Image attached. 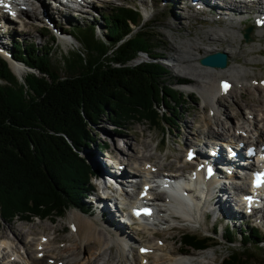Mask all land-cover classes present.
I'll return each instance as SVG.
<instances>
[{
	"label": "trees",
	"instance_id": "16d2710c",
	"mask_svg": "<svg viewBox=\"0 0 264 264\" xmlns=\"http://www.w3.org/2000/svg\"><path fill=\"white\" fill-rule=\"evenodd\" d=\"M140 18L122 5L101 14L105 42L95 38L93 24L77 25L82 51L63 60V74L51 63L52 45L12 43L13 59L30 68L21 81L0 57V222L56 219L70 208H85L94 171L82 150L94 145L93 126L103 117L114 128L144 120L163 129L190 105V97L169 83L173 79L150 30L154 22L141 26ZM140 54L149 61L133 65ZM236 234L240 248L231 249L221 264L257 260L248 244L262 238L259 230L228 228V245L238 241ZM211 243L213 235L181 236L185 251Z\"/></svg>",
	"mask_w": 264,
	"mask_h": 264
},
{
	"label": "rangeland",
	"instance_id": "374dc122",
	"mask_svg": "<svg viewBox=\"0 0 264 264\" xmlns=\"http://www.w3.org/2000/svg\"><path fill=\"white\" fill-rule=\"evenodd\" d=\"M162 4L161 0H93L91 1L89 7L80 8L82 12H80L79 10L73 14L60 13V15H57L51 11L49 12L48 17H44L42 9L40 11L38 10V12L33 11L35 10L33 8L37 6L38 9H40L39 5L35 4L36 6L34 7L30 5L25 6V8L28 9L31 13L28 12L27 14L24 11L22 17L20 16V19L11 20L15 23L13 22V25H10L9 28H2V24H0V45H3V39H5L4 45L8 43V47H11L12 43L17 42V40L20 41L17 43L21 45L26 44L27 42L28 44L33 43L36 44V46L40 49L42 47H49L50 45H52L53 50L51 53V63L55 68H61V74H63V60L70 57L75 52L82 51V47L80 41H77L76 36L71 37L70 41L59 39L57 37L59 30L55 29L56 23H59V25L63 26L67 31H70L71 33L73 32L74 34V29L77 25L80 24L84 26L94 24L96 30L95 38L102 40L103 35H105L106 32L103 29V24H101V14L111 15L113 13V10L118 6L122 5L131 7L135 11L140 12L142 14L141 26H144L149 22H154V24H152L153 27L150 28V30H152L157 36L155 39L158 48L156 50V53L158 54V56H161L160 62L163 63V65L167 66L166 68H168L170 72L169 78L173 79L169 80V83H173V87L175 89L190 97V105L181 108L180 113L177 116L176 124H174L172 127H165L162 125L163 129L159 128L156 123L153 124L144 120L128 121L124 125L119 124V128H114L113 125L109 122V119L107 117H103L95 126H93V130L95 132L93 136L95 140L94 145H90L88 148H84L82 150V155L85 156L88 161H90L93 170L94 168L95 170H97V168L99 170L108 168L107 170H109L111 169V167H108L107 161L114 158L118 161L117 164H119L121 163L119 162V157L123 161H126V158H128V161L130 160L129 163H132L133 165H136L137 161L138 163L143 164V160L148 159L151 162L161 163V166H168L166 168H171V166L172 168L177 167V170L181 171L182 173H186V171L191 169L190 167L188 168L187 166V170L184 169L183 171L179 169L185 163L184 159L187 151L186 144L187 146H192V144H194L195 142H198L199 144L202 142H210V139L204 138L203 135L199 134V131H202L204 132V134L211 137L214 134L210 135V133L213 132V129L218 130L219 125L224 124L230 127L233 124H237L238 122L242 124L244 122L249 123L248 120L253 121L254 118L258 119L259 126L262 125L261 116L257 113H248L250 110L248 109L249 106H246V104H259V106H256L257 111H262V113H264V105L260 104V101H263L264 103V87L263 85H261L263 89L260 88L259 86H257L259 85L258 82L252 79V77L264 76V69H261V67L264 65V49L261 50L260 53L256 50L251 51V49L246 45L251 44L252 41L248 44H245L243 38V40H241L239 44L235 42L230 48L228 42L231 40L230 36L227 35L228 33L224 32L226 28H229L228 25L230 24L231 20H235V22L240 25L239 28L244 31V29L248 28L249 26L254 27L251 17H253L255 21H257V17L252 15H244L241 18L231 19L225 16L224 18H218L215 16L210 17L208 15H199L202 13L198 9L191 8L190 6L189 7L193 11L189 9L188 5L190 4L187 2V0H172L169 3H165L164 6H162ZM194 11L199 14H196ZM213 18H216L217 20H212ZM43 20H54V23L49 24L44 22ZM226 20H229V22ZM16 21L18 22L16 23ZM26 22L30 23L29 25H27V28L24 26V23ZM261 30L262 29L259 30L254 28L251 35H256V33ZM262 31L264 33V29ZM46 32H48L50 35L46 34ZM209 35H211L212 38H210ZM49 36H53V40ZM219 36L222 38V41L213 39ZM255 41L257 44L262 42L261 44L264 45V36H260L258 39H255ZM195 43H200L198 44V46L201 48L216 49L210 53L225 51L233 52V55L231 57L229 56V64L238 65L247 71V79L242 78L239 74H231L230 76H227L225 74L216 72L217 75L215 77H213L214 74H211L210 72H205L203 74L206 76L205 78L207 81H209V79L215 78V85H217L216 80L220 77L224 80H233L232 88L228 90L225 95L219 97L218 105L220 104L219 107L221 109V112L219 114H216V118H213V115L211 116L210 110H212V108L208 103L205 102L204 95L201 92V87L203 84L199 83V78L197 77L196 70L193 68L194 63L181 64L180 62H177V58L179 56H189L179 54L180 51L187 54H191L194 52L201 57L205 56L203 55L204 50H194L196 47ZM81 56L85 58V52L82 53ZM146 61H149V59L145 55L140 54V56H138V58H136V60H134L132 64L136 65L138 63ZM27 71L28 70L25 69L21 73V75H19L15 71L14 72L19 75L18 78L21 81ZM177 78H185L186 80L191 81L188 83L190 85L182 87L180 84L179 86L176 82ZM239 105L244 107H240ZM205 120L207 122L210 121V123H207V126L208 128L212 129L211 132H208L206 130ZM216 121H218V125ZM223 121H225V123ZM220 131L221 128H219V132ZM123 152L124 155H122ZM146 155H151V157L148 158ZM143 156L145 157V159L142 160ZM94 160L96 163L92 162ZM117 164L114 168L115 170L112 169V171H116V173L118 174L120 169L116 168L118 166ZM123 165L125 166V164ZM161 166H159V168ZM125 168L126 170L124 169V172L128 175V171L131 172L134 170V167L130 166L129 164L126 165ZM164 169L165 167L162 168V170ZM154 170L158 171V168H155ZM133 179H135V176H132L129 180ZM97 182L98 181L96 179L92 178L93 184H97ZM99 185L103 184L99 183ZM116 196L118 197V206L119 210H121V218L123 219L122 212L123 210H125L126 203L130 202L132 199L122 195L121 193H117ZM92 197L93 196L88 197L85 200L84 204V206L87 208L86 211H92L90 214L85 213L78 208H71L63 217L56 219L53 217L54 220L52 221H50L49 219H34L30 222L24 220H14L10 222L1 221L0 242L2 243L6 241V239H11L12 241H14L16 243L15 246H18V248H14H16L17 250L19 249L20 253L18 255L21 258L25 256V249L37 253L36 243L39 239L42 238V236H45L44 238H49L52 242L50 247V256H58L61 258L62 255L68 254V250H72L74 248L78 249L76 248L78 245L76 241L78 239V235L75 231L73 232L69 229V223L71 222L72 217L80 218L83 223L90 219L93 223L98 224V227L101 231L97 230V228H95V225H93L95 228L93 229L94 234L96 235L98 233L97 231H99L102 233L101 238H103L104 240H108V236L106 235L108 234L107 231L110 230V228L101 218L97 219V213L93 205L94 199ZM107 203L110 206L111 202L109 201ZM203 208L204 209L199 210L200 223L196 224L194 222L192 223V225H187L182 229L176 228L175 230H172V228L175 227L174 225L183 226L182 222L172 220H168L170 225L169 227L163 230L161 227H159V229L156 230L157 234L156 232H153L152 234V231L150 230H148V232H146L147 230H145L144 232H142L143 230L137 231V229L123 224L125 225L124 231L126 232V237L130 236V238L133 239L131 240V246L127 247L130 255L129 261L125 263L145 264L146 262H149V264H153L151 262L156 255L155 251L151 250L147 255H142L138 251V248H140L138 247L139 245H145L148 242H150L149 244H153L154 246L158 247L168 245L170 253L168 252L164 255H171V252L172 254H178V251L180 250L179 247H181V245L179 241L182 232H191L201 236L210 235L216 215L213 211H211L209 215L204 218V210L208 208ZM164 214L165 213L159 214V216L161 215V217L166 218ZM240 216L242 219L236 218V220H239L236 222L234 219L226 217L225 219L221 220L220 227H217L218 229L216 232V236H213L217 245L213 246L210 249L204 250L208 253L201 256L200 254L204 253L203 251L190 250L189 255L184 254L182 257H184L185 260L191 264H220L223 257L227 256L230 253L229 251L231 249H239V240L233 245H227L225 243L222 226H225V223L227 221V225L229 224L236 232L238 231V229H247L251 231V228L254 226L257 227L264 235V224H257L255 220L256 218H252L250 220L242 217V212ZM100 221L104 222L105 225L101 224ZM114 225L115 227L120 226L119 222L117 221ZM162 227H166V225ZM112 228L114 229L113 226ZM16 229L20 230L24 243H21L20 240L15 237L14 233L16 232ZM140 232L141 234L138 235V233ZM237 237L239 239L240 235L237 234ZM166 239L169 241L168 244L166 243ZM159 241H161L162 243H158ZM1 243L0 254L2 252ZM10 244H12V242ZM149 244L146 246H149ZM172 246L174 248V251H171ZM87 247L89 248V246ZM248 247L251 251H253L254 256L257 258V260L251 262V264H263L262 257H264V242H260L258 245H255L253 243L248 244ZM98 249V247L95 249V256L107 258V264H117L118 261L116 260V254H114L115 259H110L109 256H107V254L110 255L112 253L111 246H105L102 250ZM5 251L8 252L10 256L6 258L7 261H10V259L13 257L17 258V255H10L12 253L11 247H9L8 249L6 248ZM114 252H118V247L114 248ZM198 254L200 256H194ZM81 255L82 257L87 258V260H90L92 263L97 259V257H93L90 255L88 249L81 250ZM167 257L168 256H162V259L156 258L155 264H159V262L163 261H169ZM133 259H136L137 262H135ZM10 263H12V261ZM100 263L105 264V261H101L98 263L96 262L95 264Z\"/></svg>",
	"mask_w": 264,
	"mask_h": 264
},
{
	"label": "bare ground",
	"instance_id": "6f19581e",
	"mask_svg": "<svg viewBox=\"0 0 264 264\" xmlns=\"http://www.w3.org/2000/svg\"><path fill=\"white\" fill-rule=\"evenodd\" d=\"M191 0H187V2L190 4L189 6L191 8H195L198 9L201 13H208L211 16H215L218 18H224L228 17L231 19H236V18H241L244 15H252V16H256L257 17V21H264V3H260V4H254V5H250V7L247 6V3L244 4H240V3H236V2H232L229 0H193L192 2H190ZM219 1V2H217ZM43 7L38 9V6L33 8L35 10L33 11H40L42 9V13L44 15V17H48L49 16V12L47 11L45 4H42ZM31 13L30 11H27V14ZM80 12H82V10H80ZM71 17V16H70ZM1 23L2 24V28H9L10 25H13V23L9 22V20H7L4 15L1 17ZM230 19V20H231ZM48 22H53V20H47ZM229 22V20H226ZM29 22L24 23V26L27 28V25H29ZM229 28H226L224 30L225 33H228L227 35L230 36V41L229 42V47L231 48L233 46V43H238L243 40L242 39V35H243V30L241 28H239V24H237V22H235V20H231L230 24L228 25ZM25 34V33H24ZM264 36L263 31H258L255 34L251 35L250 38H252V43L248 46L251 51L252 50H256L260 53L261 50L264 49V45H262L261 43H256L255 39H258L259 37ZM4 37V36H3ZM2 37V38H3ZM210 38L211 35H209ZM1 38V37H0ZM213 39H217L219 41H222V38L219 37H215ZM5 40V39H3ZM69 41V40H68ZM198 44L200 43H195L196 47L194 50L198 51L199 49L204 50V54L203 55H207L210 52H213L216 49H208V48H201L198 46ZM248 44V43H245ZM2 48V45H0V49ZM227 52V53H226ZM226 54H228L230 57L233 55V52H229V51H225ZM179 54H184V55H189L188 57H185L183 55L179 56L177 58V62H180L181 64H192L193 68L196 70L197 73V77L199 78V83L203 84L201 87V92L204 95V99L205 102L208 103L211 108H212V115L213 118H216V114H219L221 112V109L218 105L219 103V97L222 95V93L220 92V87L218 88L217 85H215L214 83V79H209V81L206 80V76L203 75L205 72H210L211 74H214L213 77H215L217 75V73L220 74H225L227 76H230L231 74L234 75H240L242 78H246L248 77V75L246 74V70H244L243 68H241L238 65H230L227 68H222V69H218V68H203L199 65L198 60L201 58L200 55L196 54V53H191V54H187L185 52L180 51ZM262 62V61H261ZM13 66V72L15 71L16 73H18L19 75H21V73L25 70L23 69L24 67L20 64H12L11 67ZM218 69V70H216ZM199 70V71H198ZM202 71V73H201ZM213 71V72H212ZM14 72V73H15ZM215 72V73H214ZM217 72V73H216ZM15 73V74H16ZM209 73V74H210ZM219 74V75H220ZM218 75V76H219ZM208 76V75H207ZM240 77V78H241ZM221 78V77H220ZM239 78V77H238ZM219 79V78H218ZM218 81V85L220 84V82L222 81V79H219ZM247 79V78H246ZM190 84H181L182 87L184 86H188ZM260 104L264 105L263 101H260ZM240 106V105H239ZM246 106H249L248 109L250 110L248 113H252V114H259L261 116V122L263 126H259L258 123V119L254 118L253 121H249L248 122H244L242 123H237V124H233L232 126H227V125H219L218 126V130H214L213 132L210 133V135L213 136H209L204 134V132L199 131L200 135H203L204 138H209L210 142L209 143H200V144H192V146H187L186 147H192L189 148L191 150H193L195 152V154L197 155L198 159H202L204 160V169L205 171L208 173L210 172V174L207 177V182L205 183L206 187L209 188V194L207 197H210V201L207 203V206H210L211 201L214 200V203H212V207H213V212L214 213H221L224 212L225 214L228 215V217L230 218H240V214L239 212H242L241 210H239V206L236 204V193L239 190V184L240 183H234V185H232L230 188H228L226 186V180L227 179H231L234 176V173H229V172H225L223 171L218 162L222 161L224 163H226V165L232 170H235V167L233 165L234 161L231 157L228 156L227 153V148L229 145H234L236 148V151L239 154V157H244V152L245 150H247L250 146L252 147H256V146H261L264 144V113L258 112L257 111V107L259 106V104H254L251 105L250 103L246 104ZM245 106V107H246ZM240 107H244V106H240ZM239 107V108H240ZM252 120V119H251ZM217 125H218V121ZM225 123V121H223ZM237 122V121H236ZM207 123H210V121H206L205 120V127L206 130L208 132H211L212 129L208 128ZM235 123V122H234ZM230 125V124H229ZM252 125V127H251ZM261 125V124H260ZM219 128H221V131L219 132ZM255 132V135H254ZM212 146V148L215 150V155H211L209 152V147ZM147 150V149H146ZM122 152V150H121ZM122 155H124V152L122 153ZM147 156V155H146ZM111 157V156H110ZM148 158L151 157L147 156ZM119 164L117 160H115L114 158L109 159L107 162L108 167L110 166L111 169L107 170L105 168H103L102 170H96L99 172L98 176H108L110 179H115L116 181V187L120 188L123 193L124 196H127L129 198L134 199V197L137 194V190L136 188H138V185H141V189L145 186L149 184V177H156L158 175H163L167 169L166 168L168 166L164 165L161 166L162 164L159 162H151L150 160L145 159V157H142V160L144 161L143 164L138 163V161L136 162V165H133L132 163H129L128 158H126V161L121 160L119 157ZM153 159V158H152ZM246 161H250L249 158L245 159ZM95 162V160L93 161ZM123 162V163H122ZM195 162V161H194ZM96 163V162H95ZM116 164L118 166H121V170L119 172V174H116L115 171H112V169L115 168ZM123 164L126 165H130L132 167H134L133 171H128V174H125L124 169L126 170L125 166L123 167ZM139 166V167H136ZM159 166H161L159 168ZM190 167L191 169L186 171L188 174L189 172L193 171V167L195 166V164L190 163L187 161V159H185V163L184 165H182L179 169L180 170H187L186 168ZM251 166V165H250ZM123 167V169H122ZM164 170H162V168H164ZM158 168V171L156 172L154 169ZM172 168V166H171ZM177 169V167H176ZM154 170V171H153ZM118 172V171H117ZM135 174L136 176H138V178H142L139 180L138 183L136 184H132V181H129L130 175ZM252 173H254V171H252ZM138 174V175H137ZM181 175H185L184 173L180 172ZM190 175V174H189ZM165 176V175H164ZM244 176L239 174L237 176V181L234 182H239L242 180ZM113 199H115L113 197V195H109L107 200H103L102 198L95 201L93 203V205L97 206L96 208V216L97 219L101 218L103 221H105V223L107 224V226H109L110 230H108V234L106 236H108V240H104L103 238H101V231L98 227V224L93 223L90 219H88V221H86L85 223H83L80 218H74L72 217L71 219V224L74 227V231L76 232V234L78 235V239L76 240L78 245L76 248L78 249H70L68 250V254L67 255H62L61 258L56 256V257H52L51 255V251H50V247H51V240L49 238H44L45 236H42L41 239H39L36 243V247H37V253L35 252H31L30 250L25 249V256L23 257H19V249L17 250L16 248H18V246H15L16 243L14 241H12L11 239H6V241L4 242H0L1 246H2V252L0 254V264H95L96 262H101V261H105L108 260L107 258H101V256H95V249L98 247V250H102L104 249L105 246H111V254L107 256H109V258H114V254L117 255V264H126L125 262L129 261V255L130 252L128 251L127 247L131 246V239L130 236L126 237V232L124 231V226L123 223L120 222V216H119V210L116 206V203L113 202L110 206L108 205V201H112ZM174 204H176L178 206L179 209L183 210L184 215L183 216H188L189 218H191L193 215L190 212L191 211V206L185 204L179 197L175 198V201H173ZM237 205V207H235ZM162 213H166L164 210H162L161 208L157 210V217L155 218L156 220H158V226L159 225H166V227H162V230L169 227V218H164L161 217V215L159 216V214ZM258 215L260 212H257ZM164 216V215H163ZM122 219V218H121ZM174 219L176 220H180L179 217H174ZM119 222L120 226L115 227V222ZM175 221V220H174ZM239 221L235 219V222ZM101 224L105 225L104 222L100 221ZM114 222V223H113ZM249 222V221H248ZM111 223V224H109ZM95 225V228H97L98 233L95 235L93 229ZM111 225V227H110ZM112 226L114 227V229L112 228ZM157 227V225H156ZM154 227V228H156ZM136 228L143 230L142 232H144L145 230H147L146 232H148V229L145 228V225L142 223H137L136 224ZM176 227H173L172 230H175ZM112 230V231H111ZM157 230V229H156ZM15 231V230H14ZM104 231V230H103ZM116 232V233H114ZM154 232V231H153ZM15 237H17L20 242L24 243L23 237L21 235L20 230L16 229V232L14 233ZM140 233H138V235H140ZM157 234V232H156ZM3 240V239H2ZM35 240V239H34ZM12 242V244H10ZM168 240L166 239V243L168 244ZM149 243H147L146 245H148ZM175 244V243H173ZM22 245V244H21ZM144 245L146 248H148L149 250H154V251H158L157 258H161L162 256H168V260L169 261H163V262H159V264H191L189 262H187L185 260L184 257H179L178 254H172L171 255H164L165 253L169 252V246H163V247H158V246H154L153 244H149V246ZM89 246V248L87 247ZM11 247L12 249V253L10 255H17V258H12V263H8V262H4V260L9 256V253L5 251V249ZM16 247V248H14ZM118 247V252L115 253L114 252V248ZM141 247V246H138ZM36 249V248H35ZM89 250V253L91 256L93 257H97L95 262H91L90 260H87V258L82 257L81 255V250ZM173 246L171 251L173 250ZM80 250V251H79ZM204 253L200 254L201 256L208 253L203 251ZM149 253V252H148ZM170 253V252H169ZM66 254V253H65ZM189 255V254H188ZM198 255H194V256H200ZM60 256V255H59ZM60 258V259H59ZM54 259V260H53ZM135 262H137L136 259H133ZM158 260V259H157ZM101 264V263H100ZM137 264V263H135ZM193 264V263H192Z\"/></svg>",
	"mask_w": 264,
	"mask_h": 264
},
{
	"label": "water",
	"instance_id": "95a60500",
	"mask_svg": "<svg viewBox=\"0 0 264 264\" xmlns=\"http://www.w3.org/2000/svg\"><path fill=\"white\" fill-rule=\"evenodd\" d=\"M252 30L249 27L248 29L245 30L244 32V39L245 42H250L251 38H250V34H251ZM228 55L226 53L223 52H215V53H211V54H207L206 56L200 58L199 64L201 67L203 68H226L227 67V62H228Z\"/></svg>",
	"mask_w": 264,
	"mask_h": 264
},
{
	"label": "snow or ice",
	"instance_id": "6c2138e0",
	"mask_svg": "<svg viewBox=\"0 0 264 264\" xmlns=\"http://www.w3.org/2000/svg\"><path fill=\"white\" fill-rule=\"evenodd\" d=\"M257 23H264V21H257ZM223 88H224L225 90H227L228 85L225 83V84L223 85ZM254 184H255L256 187H260L261 185H264V173H258V174L256 175V178H255ZM137 214H139V213H137Z\"/></svg>",
	"mask_w": 264,
	"mask_h": 264
}]
</instances>
